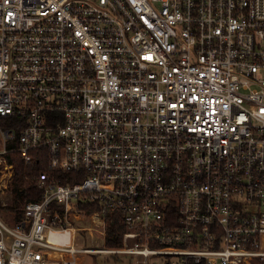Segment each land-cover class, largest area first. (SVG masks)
I'll list each match as a JSON object with an SVG mask.
<instances>
[{
    "label": "built area",
    "instance_id": "2783aa9c",
    "mask_svg": "<svg viewBox=\"0 0 264 264\" xmlns=\"http://www.w3.org/2000/svg\"><path fill=\"white\" fill-rule=\"evenodd\" d=\"M39 150L74 175L0 215V264H264V0H0V192ZM107 213L123 246L77 248Z\"/></svg>",
    "mask_w": 264,
    "mask_h": 264
},
{
    "label": "trees",
    "instance_id": "16d2710c",
    "mask_svg": "<svg viewBox=\"0 0 264 264\" xmlns=\"http://www.w3.org/2000/svg\"><path fill=\"white\" fill-rule=\"evenodd\" d=\"M34 159L31 163H26L19 152H11L8 154L10 163L14 166V177L11 183V193L13 194L14 202L9 206V212L15 215L16 221L20 220L26 204L30 201H40L43 198V191L38 186V178L42 172H48L55 178H63V182H70V178L74 175L72 172L62 170H51L48 167L47 154L44 150L35 151ZM81 181V178L73 179ZM84 215L89 216L99 208L95 204H86L81 206ZM106 247H121L123 246L124 227L118 217L106 214ZM110 260L114 264L115 260L123 255H109ZM131 258V257H126ZM129 264V263H128ZM196 264V263H188Z\"/></svg>",
    "mask_w": 264,
    "mask_h": 264
},
{
    "label": "rangeland",
    "instance_id": "374dc122",
    "mask_svg": "<svg viewBox=\"0 0 264 264\" xmlns=\"http://www.w3.org/2000/svg\"><path fill=\"white\" fill-rule=\"evenodd\" d=\"M14 202L13 194L11 193V189L5 190L4 193L0 192V215L1 218L10 226H14L15 224V215L9 212V206H12ZM79 220H74V225L79 226L80 228H85L91 230V222L87 216L81 215L79 216ZM95 237L89 235V231H80L78 235V241L75 244L77 248H85V247H95V246H104L106 247L105 241H103L96 232H94ZM94 241V242H93ZM80 264H114L112 260H110L109 255L103 254H79ZM141 258H126L121 257L115 260L116 264H141ZM171 264H177L175 259H171ZM167 259L162 256H153L150 258V264H166Z\"/></svg>",
    "mask_w": 264,
    "mask_h": 264
}]
</instances>
